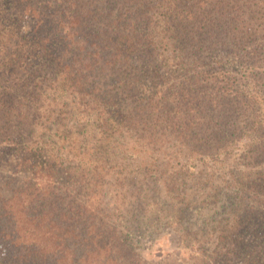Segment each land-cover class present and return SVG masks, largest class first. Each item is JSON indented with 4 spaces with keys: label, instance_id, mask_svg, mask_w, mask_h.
Listing matches in <instances>:
<instances>
[{
    "label": "trees",
    "instance_id": "16d2710c",
    "mask_svg": "<svg viewBox=\"0 0 264 264\" xmlns=\"http://www.w3.org/2000/svg\"><path fill=\"white\" fill-rule=\"evenodd\" d=\"M0 264H264V0H0Z\"/></svg>",
    "mask_w": 264,
    "mask_h": 264
},
{
    "label": "rangeland",
    "instance_id": "374dc122",
    "mask_svg": "<svg viewBox=\"0 0 264 264\" xmlns=\"http://www.w3.org/2000/svg\"><path fill=\"white\" fill-rule=\"evenodd\" d=\"M80 121L82 120H78L73 124L74 131L79 127ZM245 145L246 140H242L235 145L234 150L236 152L242 151ZM136 240L135 245L137 250L148 260L169 258L177 255L179 252L180 237L171 227L161 231L157 238H150L145 233L142 237H137Z\"/></svg>",
    "mask_w": 264,
    "mask_h": 264
}]
</instances>
